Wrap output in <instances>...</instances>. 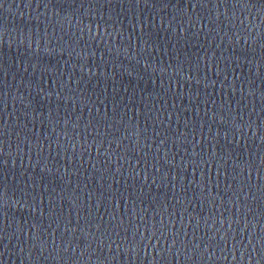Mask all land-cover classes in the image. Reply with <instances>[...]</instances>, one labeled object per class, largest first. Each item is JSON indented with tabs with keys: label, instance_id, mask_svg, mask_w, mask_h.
<instances>
[{
	"label": "water",
	"instance_id": "obj_1",
	"mask_svg": "<svg viewBox=\"0 0 264 264\" xmlns=\"http://www.w3.org/2000/svg\"><path fill=\"white\" fill-rule=\"evenodd\" d=\"M0 264H264V0H0Z\"/></svg>",
	"mask_w": 264,
	"mask_h": 264
}]
</instances>
